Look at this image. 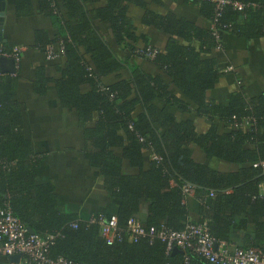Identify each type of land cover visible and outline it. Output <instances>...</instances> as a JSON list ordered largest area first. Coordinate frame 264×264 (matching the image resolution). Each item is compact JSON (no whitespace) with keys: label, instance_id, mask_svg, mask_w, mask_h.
<instances>
[{"label":"trees","instance_id":"obj_1","mask_svg":"<svg viewBox=\"0 0 264 264\" xmlns=\"http://www.w3.org/2000/svg\"><path fill=\"white\" fill-rule=\"evenodd\" d=\"M102 1L40 0L41 11L57 20L60 33L52 40L46 31L38 30L36 45L46 53L54 44L64 45L65 54L60 58L67 62L62 78L57 80L60 98L86 119L95 112L100 116L88 135L90 147L100 151L88 156L100 168L105 188L118 204L112 215L118 217L120 237L109 245L98 223L63 212L54 183L38 180L40 160L25 136L22 103L15 94L21 63L16 73L0 70V205L8 202L14 214L35 233L55 235L50 256H64L76 264H183L186 256L188 264H211L189 250L168 253L166 243L158 238L146 236L130 242L128 222L133 217L147 229L181 230L188 222H207L218 241L257 249L264 256V169L255 166L264 163V92L250 96L240 87L230 93L227 104L207 97L225 73L219 60L208 55L219 45L225 48L227 34L248 39L264 36V0H239L245 4L243 10L229 6L220 16L210 0H186L201 9L209 21L208 28L173 13L155 12L144 0H105L90 8ZM17 5L19 15L31 14L30 0H17ZM60 6L67 17L61 14ZM131 6L145 10L144 25L170 36L165 49L157 48L153 58L141 50L152 46L151 40L137 33L129 14ZM98 23L107 25L108 32ZM107 35L114 40L115 49ZM178 38L186 43H179ZM195 41L200 48L194 46ZM14 47L2 38L0 58ZM120 47L123 57L116 51ZM139 59L168 74L187 101L162 77L142 68ZM44 72V68L38 69L42 86L50 81ZM112 74L115 80L111 84L102 79ZM84 85L87 90L81 88ZM159 99L163 107L155 104ZM173 106L183 112L194 110L198 117L215 122L207 131L199 132L195 121L179 120L172 113ZM112 146L122 155L111 150ZM193 146L209 160L234 170L197 161L190 148ZM125 159L139 169L138 173L124 172ZM185 185L194 188L200 203L199 220L189 219ZM237 232L245 234L242 244L235 239Z\"/></svg>","mask_w":264,"mask_h":264},{"label":"crops","instance_id":"obj_2","mask_svg":"<svg viewBox=\"0 0 264 264\" xmlns=\"http://www.w3.org/2000/svg\"><path fill=\"white\" fill-rule=\"evenodd\" d=\"M32 12L28 15L18 14L17 0H0L2 5L3 26L2 38L13 46L22 49L21 79L16 91V99L22 103L24 133L27 139L32 141L34 153L40 160L37 169L40 182H53L56 193L59 196V208L63 212L77 214L79 220L88 221L92 217L115 214L117 202L109 196L105 188L104 175L100 168L91 162L88 153L99 152L92 149L89 141V131L96 128L100 120L98 112L91 119L81 116L77 108L65 105L59 95L57 80L62 78V69L66 65L65 57L49 58L47 53L36 45V32L44 30L53 40L60 33L59 23L52 16L41 11L40 0H30ZM149 9L161 14L173 13L179 19L190 21L198 27L208 28L209 21L202 15L201 9L195 4H187L186 0H144ZM105 3L90 5V8L98 7ZM61 7V14L67 17V11ZM145 10L141 7L131 6L130 16L137 28L139 35L146 34L151 45L164 50L169 35L162 30L143 24ZM107 31L108 26L98 23ZM107 39L115 49V42L111 36ZM179 43L186 41L178 38ZM225 48H214L208 57L217 58L222 69L233 66V72H225L215 88L207 92L208 100L218 104H227L230 93L243 87L250 96L260 95L264 92V36L248 39L242 36L227 34L224 37ZM142 44V43H141ZM196 48H200L198 41L193 42ZM58 49V45H53ZM120 57L124 56L121 47L116 48ZM139 64L152 75L162 77L171 85L175 94L186 100V96L172 83L171 77L159 67L146 60H140ZM44 68V74L50 79L43 82L38 79V69ZM126 74V73H123ZM238 77V80H236ZM106 83H112L115 75L102 78ZM240 80V81H239ZM41 81V83H39ZM83 90H87L84 86ZM187 101V100H186ZM192 108L194 104L189 101ZM155 104L163 107L162 100H156ZM172 113L179 120H193L199 132H205L215 122L206 117H198L196 112H183L176 106L171 108ZM217 123L222 128V124ZM194 158L202 163H207L223 170H234L233 166L224 165L217 160H209L206 154L197 146L190 147ZM117 155L121 156L118 147L112 146ZM147 160L149 152L145 153ZM147 169L149 164L145 166ZM123 170L127 174H136L139 169L131 167L129 161H123ZM261 193L264 195V183L261 185ZM193 191L188 196L190 208L189 219L199 220L200 203L195 198ZM146 215V214H144ZM244 233H235V239L241 244L244 241ZM16 255L7 256L0 254V264H28L24 257L15 259Z\"/></svg>","mask_w":264,"mask_h":264},{"label":"built area","instance_id":"obj_3","mask_svg":"<svg viewBox=\"0 0 264 264\" xmlns=\"http://www.w3.org/2000/svg\"><path fill=\"white\" fill-rule=\"evenodd\" d=\"M210 1L216 6L217 16H220L222 11L229 6L237 10H243L245 7V4L239 0ZM217 49H222L221 45ZM141 50L147 51L148 58H153L158 52L157 48L152 46L142 47ZM47 51L48 57L55 59L65 54V47L62 45L55 50L53 46H50ZM4 56L13 58L16 69H19L22 60V49L20 47H14L11 53H5ZM234 70L233 66H227L224 69L225 72ZM255 166H261L264 169V163H258ZM183 188L186 196L194 191V188L188 185ZM88 221L100 225L101 235L106 238L109 245H112L115 239L120 237L117 215H111L110 217L105 215L94 216ZM146 236L152 239L158 238L165 242L168 253L174 251L175 248L184 252L189 250L203 256L211 264H264V256L259 250L242 248L236 244L218 241L210 233L207 222H188L185 228L181 230H167L165 227H162V229L156 227L147 229L140 219L136 217L129 219V241H137L140 237ZM55 239V235L42 236L37 233H30L28 227L14 214L8 202L0 205V254L7 256L21 255L28 264H76L64 256H50V248ZM189 260V256H186L183 264H188Z\"/></svg>","mask_w":264,"mask_h":264},{"label":"water","instance_id":"obj_4","mask_svg":"<svg viewBox=\"0 0 264 264\" xmlns=\"http://www.w3.org/2000/svg\"><path fill=\"white\" fill-rule=\"evenodd\" d=\"M2 5L0 3V40L2 39V26H3V16H4V13L2 12ZM0 65H1V70L3 72H6V73H16L17 72V69H16V66H15V60L11 57H6V56H2L0 58ZM30 233H35L33 231V229H31L30 227H28ZM179 249L178 248H175L174 249V252H177ZM21 255H16L15 259H20Z\"/></svg>","mask_w":264,"mask_h":264}]
</instances>
